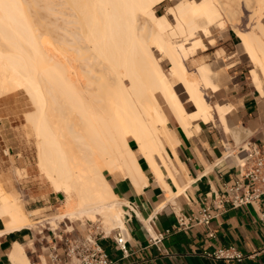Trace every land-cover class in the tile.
<instances>
[{
    "label": "bare ground",
    "instance_id": "obj_1",
    "mask_svg": "<svg viewBox=\"0 0 264 264\" xmlns=\"http://www.w3.org/2000/svg\"><path fill=\"white\" fill-rule=\"evenodd\" d=\"M166 1L174 6L157 14L155 7ZM240 2L254 23L235 35L252 65L251 82L263 95L264 0H0V95L18 89L29 94L35 109L25 116L37 167L63 195L54 215L31 222L22 197L7 191L10 182L0 176L2 231L36 222L57 229L59 221L89 218L106 232L123 228L121 201L105 173L141 188L145 176L136 152L169 194L165 172L181 191L166 151L177 158L178 139L162 106L187 134L193 120L199 119V129L217 118L238 136L239 128L231 130L226 120L231 103L206 99L204 90L221 87L211 64L193 60L190 71L186 62L205 47L200 34L209 37L211 27L238 20ZM163 59L168 71L160 66ZM22 247L16 244L11 253L15 264H29Z\"/></svg>",
    "mask_w": 264,
    "mask_h": 264
},
{
    "label": "crops",
    "instance_id": "obj_2",
    "mask_svg": "<svg viewBox=\"0 0 264 264\" xmlns=\"http://www.w3.org/2000/svg\"><path fill=\"white\" fill-rule=\"evenodd\" d=\"M223 88L211 92L218 93ZM220 97L225 101L223 103L232 105L226 120L231 130L239 128V140H236L233 131L224 129L217 118L214 122L200 123L199 129H196L199 119L193 120L191 134L180 128L173 118V124L168 119V126L173 128L178 139L175 146L178 159L169 147L166 151L174 163L176 177L182 181L181 191L165 172L164 180L171 191L169 194L142 156L137 158L145 176L141 188H136L126 177L106 174L117 198L133 202L140 218L150 220L151 230L159 232L170 229L159 245H149L145 226L133 217L126 223L129 232L127 257H122L111 237L100 239L102 248L112 259L111 264H264V197L253 204L239 207L226 205L222 210H213L215 215L208 225L190 224L184 228H172L177 223V215L182 214L188 222L205 206V199H210L213 192L223 191L224 182L239 176L241 168L233 152L238 142L243 139L264 140V95H260L254 87L244 88L235 80L229 91ZM186 102H189L187 98ZM60 206L61 202L50 207ZM29 208L41 209L44 206L31 205ZM2 227L4 225L0 220V231L4 230ZM50 239L47 230L39 233L29 226L2 231L0 264H15L10 256L16 244L23 246L28 262L37 257L45 259V252L41 248ZM220 246H233L244 254V258L240 261L217 259L212 254Z\"/></svg>",
    "mask_w": 264,
    "mask_h": 264
},
{
    "label": "rangeland",
    "instance_id": "obj_3",
    "mask_svg": "<svg viewBox=\"0 0 264 264\" xmlns=\"http://www.w3.org/2000/svg\"><path fill=\"white\" fill-rule=\"evenodd\" d=\"M170 6L173 7L174 2L166 1L157 5L155 7V12L157 14H164ZM248 10L245 5L240 2V12L238 14V20L235 21V23L232 24L226 20L222 26L211 27L209 37H205L200 34L199 36L201 37L205 47L198 49L194 57L187 59V62L185 61L187 68L189 67L188 69L190 71L194 70L192 67H196V65L195 67L193 65L194 61H199L201 59L202 62L206 61L211 64L218 77L221 87H224L218 93H213L209 89L204 90L206 93V99L211 104L225 102L220 96L221 94L229 91L235 80L240 82V85L244 86V88L254 87L251 79L249 80V70L251 64L246 58V55L243 53L239 44V38L235 35L237 30H247L251 28L252 23H254L253 19H251L253 22L250 20L251 13L250 10L249 12ZM167 17L170 22L174 21L172 15H167ZM154 53L156 56H160L159 52L155 49ZM230 62L234 63V65L227 67L226 63ZM160 66L163 70L168 71L170 63L167 59H163L160 62ZM176 88L179 90L180 86H176ZM27 94L28 93L24 89H18L0 95V176H2L3 182H10V184L6 187L7 191L16 190L15 192H18L17 195L22 197L21 200L23 201L27 217L31 220V222H34L36 219H40L48 215H54L56 208H51L50 206L55 203L60 204L63 197L60 198L58 196L62 193L54 191L50 181H48L46 176L41 173L37 167V157L34 144L35 137L32 127L30 126V122L26 119V116L32 114L35 108L32 101L29 100V94ZM181 98L185 102L186 95L182 93ZM184 104L187 111H191L193 109L191 102H186ZM162 107L166 112L168 119L171 121L173 117L171 116L170 111L165 105ZM171 124H173L172 121ZM235 138L236 140H239L238 136ZM132 144L133 143H131V145ZM136 154L138 157L139 154L137 152ZM106 174L107 173H105V175ZM37 199H41L40 202H33ZM47 199H49L48 202H46ZM31 205H42L44 208L38 209L37 211L32 212V214L30 213L31 209L29 208ZM85 219L87 218L85 217ZM87 220L93 222L90 218ZM87 220H76L73 222L69 220L59 221L57 228L67 226V228L70 229V227L73 226L75 229L82 230L85 226H90V223H88ZM99 223V221H94L92 224V230L95 228L105 230ZM50 225L44 224L43 226H39V223L37 222L36 225L35 223L34 225L31 224L35 231H40L42 229L43 231H46V228L50 227Z\"/></svg>",
    "mask_w": 264,
    "mask_h": 264
},
{
    "label": "built area",
    "instance_id": "obj_4",
    "mask_svg": "<svg viewBox=\"0 0 264 264\" xmlns=\"http://www.w3.org/2000/svg\"><path fill=\"white\" fill-rule=\"evenodd\" d=\"M263 139V138H262ZM233 152L241 168L239 176L222 184L223 191L213 192L210 199H205V206L200 209L188 222L182 214L177 215V223L172 228L187 227L188 225H208L214 217L213 210H222L226 205L239 207L253 204L264 197V140L243 139L234 148ZM229 155V154H228ZM122 220L124 227H116L106 232L103 229L93 228V222L87 220L90 226L78 230L73 226L57 229L46 228L50 241L41 250L45 252V259L32 260L29 264H111L108 256L100 244V239L111 237L122 257H127V238L129 235L126 223L133 217L141 221L148 232V244L159 245L170 229L154 232L151 230L150 220L140 218L137 206L120 199ZM39 233H44L43 229ZM212 235V233H209ZM212 256L217 259L237 260L244 258V254L233 246H220Z\"/></svg>",
    "mask_w": 264,
    "mask_h": 264
},
{
    "label": "water",
    "instance_id": "obj_5",
    "mask_svg": "<svg viewBox=\"0 0 264 264\" xmlns=\"http://www.w3.org/2000/svg\"><path fill=\"white\" fill-rule=\"evenodd\" d=\"M58 196H59L60 198H62V197H63V195H62V194H59Z\"/></svg>",
    "mask_w": 264,
    "mask_h": 264
},
{
    "label": "trees",
    "instance_id": "obj_6",
    "mask_svg": "<svg viewBox=\"0 0 264 264\" xmlns=\"http://www.w3.org/2000/svg\"><path fill=\"white\" fill-rule=\"evenodd\" d=\"M132 146H134V145L132 144Z\"/></svg>",
    "mask_w": 264,
    "mask_h": 264
}]
</instances>
